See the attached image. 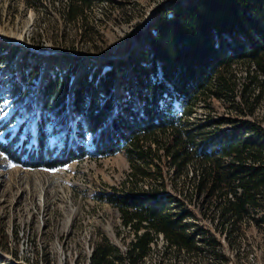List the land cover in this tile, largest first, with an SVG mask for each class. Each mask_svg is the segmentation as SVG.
<instances>
[{
	"label": "trees",
	"instance_id": "16d2710c",
	"mask_svg": "<svg viewBox=\"0 0 264 264\" xmlns=\"http://www.w3.org/2000/svg\"><path fill=\"white\" fill-rule=\"evenodd\" d=\"M92 1L68 0L65 17L83 21ZM135 34L137 45L128 46L125 58L90 69L84 58L67 56L66 68L53 64L43 76L40 54L0 40V67L19 62L9 80L11 102L39 87L32 129L18 125L0 140L8 159L54 169L122 152L131 165L130 186L108 200L134 239L122 252L100 237L89 264H137L158 234L176 251L199 248L182 224L185 215L173 212L165 165L177 177L193 162L188 199L215 209L221 229L259 212L264 195V127L252 117L264 96V0H170ZM237 64L245 75L236 74ZM81 67L87 71L76 75ZM221 97L231 101L230 115L207 113L204 124L196 123L198 105L212 110L213 98ZM13 118L0 123V133Z\"/></svg>",
	"mask_w": 264,
	"mask_h": 264
},
{
	"label": "rangeland",
	"instance_id": "374dc122",
	"mask_svg": "<svg viewBox=\"0 0 264 264\" xmlns=\"http://www.w3.org/2000/svg\"><path fill=\"white\" fill-rule=\"evenodd\" d=\"M169 1L93 0L83 21H69L63 11L68 0H0V40L21 43L40 54L42 76L53 64L66 68L67 56L84 58L92 69L102 60L125 58L128 46L137 45L136 31L145 27L158 5ZM18 68L17 59L0 67V123L14 116L13 123L1 131V142L18 125L22 131L31 130L37 113L38 83L25 101L11 102L9 80ZM234 70L240 77L246 73L242 64ZM85 71L81 67L76 75ZM230 102L213 98L212 110L200 103L192 117L198 124L205 123L207 113L212 118L227 117ZM252 117L264 127V96ZM186 170L173 177L165 165L163 179L166 192L174 197L173 212L185 215L182 224L190 235H199L201 228L214 229L219 217L205 203L202 208L198 199H188L194 186L189 176L197 167L190 161ZM130 173L131 165L122 152L48 169L21 165L0 151V264H84L88 249L102 236L126 251L135 235L108 196L130 186ZM144 181L138 187L145 188L149 179ZM260 205L259 212L244 215L232 229L227 223L220 232L211 230L221 242L218 251L211 252L203 241L193 251H176L163 238L137 264H264V219L259 221L264 218V195Z\"/></svg>",
	"mask_w": 264,
	"mask_h": 264
},
{
	"label": "built area",
	"instance_id": "2783aa9c",
	"mask_svg": "<svg viewBox=\"0 0 264 264\" xmlns=\"http://www.w3.org/2000/svg\"><path fill=\"white\" fill-rule=\"evenodd\" d=\"M111 205H112V203H111ZM115 207V206H114ZM115 211L116 212H119V210L117 209V207H115ZM119 217H120V213H119ZM127 227L128 228H130V224H128L127 225ZM216 228V230L217 231H221V227L218 225V219H216V221H215V224H214V229ZM214 229H205V228H201L200 229V231H198V234L199 235H194V234H192L191 236L195 239V241H196V245H198L199 246V243L201 242V241H203V243L205 244V245H207L208 247H211L210 248V251L211 252H214V251H218V250H216V246L217 245H219L221 242H220V240H218L217 239V237L215 236V233H214V231H211V230H214ZM133 232V231H132ZM134 234V233H133ZM197 237V238H196ZM215 239V241L216 242H213V241H211V239ZM133 239H134V237H133ZM161 241V242H164L163 241V235L162 234H158L157 235V237H156V239H155V242L156 241ZM110 242H111V240H110ZM112 243V242H111ZM154 243V242H153ZM153 243H151V245H153ZM118 247V246H117ZM215 247V248H214ZM126 250H127V248H126ZM123 251V250H122ZM91 252H92V247H90V249H88V256H87V260H86V262L84 263V264H89L90 263V255H91Z\"/></svg>",
	"mask_w": 264,
	"mask_h": 264
},
{
	"label": "water",
	"instance_id": "95a60500",
	"mask_svg": "<svg viewBox=\"0 0 264 264\" xmlns=\"http://www.w3.org/2000/svg\"><path fill=\"white\" fill-rule=\"evenodd\" d=\"M158 6H159V5H158ZM158 6H157V7H158ZM156 9H157V8H156ZM154 13H155V11H154V12L150 15V17L148 18V20H147V24L151 21V19H152ZM147 24H146V25H147ZM146 25H145V26H146ZM18 43H19V42H18ZM19 44H21V43H19ZM132 46H133V45H132Z\"/></svg>",
	"mask_w": 264,
	"mask_h": 264
}]
</instances>
